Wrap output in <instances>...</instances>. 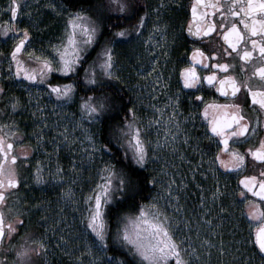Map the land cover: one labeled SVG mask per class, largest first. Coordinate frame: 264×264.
I'll use <instances>...</instances> for the list:
<instances>
[{
  "label": "snow or ice",
  "instance_id": "snow-or-ice-1",
  "mask_svg": "<svg viewBox=\"0 0 264 264\" xmlns=\"http://www.w3.org/2000/svg\"><path fill=\"white\" fill-rule=\"evenodd\" d=\"M173 3L184 9L179 35L171 33V43L182 39L185 47L175 62L169 59L171 21L161 15L175 11ZM30 7L26 0L0 2V64L7 62L8 81L0 84V264H63L49 260L56 249L71 264H211L215 249L217 264H224L232 249L212 239L220 227L212 213L220 220L230 213L226 198L242 206L248 227L244 244L264 264V0H189L187 5L95 0L91 10L67 13L58 43L38 41L34 31L42 30L32 12H25ZM44 7L57 11L53 0ZM141 50L148 54L150 71L142 65ZM161 55L165 66L171 64L167 79L158 63ZM125 56L136 84L131 71L125 75ZM149 79L146 98L136 89L148 87L141 80ZM14 86L25 89L27 103L9 94ZM161 90L167 96L163 107L151 102ZM182 97L192 109L186 115ZM49 104L59 122L49 119ZM69 105L77 110L71 115L65 111ZM25 112L31 131L18 121ZM197 120L204 131L195 137L196 147L202 160L208 156L214 183L207 192L197 185L203 211L193 242L185 235L193 224L181 215V190L187 185L170 169L177 167L175 159H185L181 142L193 138L186 122L195 128ZM201 141L208 142V151ZM65 151L73 154L67 168L61 163ZM84 171L88 191L77 199L73 185ZM49 187L59 189L54 216L49 215L53 202L44 198ZM146 188L149 198L143 195ZM28 190L41 193L35 203ZM69 207L79 213L76 230L66 222Z\"/></svg>",
  "mask_w": 264,
  "mask_h": 264
},
{
  "label": "flooded vegetation",
  "instance_id": "flooded-vegetation-1",
  "mask_svg": "<svg viewBox=\"0 0 264 264\" xmlns=\"http://www.w3.org/2000/svg\"><path fill=\"white\" fill-rule=\"evenodd\" d=\"M0 2H2V0H0ZM26 2L29 4V0H26ZM189 3V0H186L185 2H183L184 5H187ZM31 11V8L25 9V12L27 11ZM34 14V12H33ZM32 14V19H34L36 21L35 15L33 17ZM22 19L27 20L28 17H22ZM39 24V28L42 31H34V35L37 36L38 41L42 40L44 42H47L48 40L46 39V31H44L41 27H40V23L37 22ZM23 27V25H21ZM37 46H39V44H37ZM187 47H191V44L189 43L187 45ZM185 51V47L183 44V48L181 50H178L176 54H174V51L172 52V56L169 58L172 62H175L180 56L181 54ZM171 69V64H168L167 66H165V59L163 61V73H164V77L165 79H167L168 77V71ZM7 74V62H3L2 64H0V84H7L8 81L7 79H5L4 77H6ZM27 83V82H25ZM175 83V79H173V84ZM172 91H175V89L173 88ZM33 93H36V89L33 88L32 89ZM10 95H16V96H20L22 97V99L24 100L25 103H27L28 100V95L27 92L25 91V89L23 87L20 86H14L10 89ZM45 97H48L47 95H42L40 98L42 101H47V99H45ZM54 100V98H53ZM222 100V98H221ZM167 101V96L164 94V90H161L159 95H158V100L157 103L159 104V106L163 107L164 103ZM182 101L183 104L185 105V109L184 114H187V111L192 110L191 108L188 107V100L186 97H182ZM223 102V101H222ZM3 100H0V108L3 107ZM33 103H35V101H33ZM49 114V119L51 121H54V119H57V116H51L50 113ZM169 114L170 110H169ZM181 119H183V117H181ZM18 121L20 123L21 128H24L25 126H27V130L31 131V119H30V112H25L24 115L22 117H18ZM203 123V121L201 120H197L195 121V125H197V127H193V122L192 121H187L186 122V127L191 130L194 134H193V138L190 140L189 144L184 145L181 142V148L182 151L185 154V159L183 161L179 160L178 158L175 159L174 163L177 165L176 168H172L170 169L171 172H175L178 171V175L175 176L176 180L179 181L181 179L184 180V183L187 185L186 189H182L181 190V199L185 198L186 204H184L185 207H187V209L184 211V213L186 214V212L188 214H191L193 216H198L199 211L194 209V205H195V201L193 200V195L194 193H196L197 195H200L201 192H197L196 191V187H198L197 185H203L205 192H207V190L210 188L211 185V173L209 172V161H208V156H204L203 160L201 158V154L200 151L197 150V144L198 141L196 140V136H199L204 129L202 127H199V125H201ZM45 131H47L49 133V135H52L54 132H52L50 129H45ZM207 141H201L199 142V146L201 149H203L204 151H208L207 149ZM38 158H42V154L40 157ZM69 161L70 158H68V160H66V156L64 155V153L62 154V159H61V163L63 164V166L65 168L69 167ZM34 163V161H33ZM45 163L47 164V161H45ZM194 170V171H193ZM204 173V174H202ZM225 184V181L223 179H221V186L223 187ZM235 186V180H231L228 183V189L231 190V188H233ZM199 188V187H198ZM28 196L32 198V202L35 203L36 197H40L41 193L40 192H32L31 190H28ZM45 199H50L53 204H52V211L49 213L50 216H54L55 213H57L59 210L56 207V196L54 193L51 192L50 187L49 190L47 191V193L45 194ZM225 204L227 206H230V213H224L222 214L224 216L223 220H220L218 217H216L215 212L212 213V216L214 218V223L219 224L220 227H218L217 229V234L215 236H217L216 238L218 239V241L223 240L224 241V246L226 244V232H227V228L231 229L233 231V233L235 234V236L237 237L238 241L237 244H241L240 246H245L244 244V239L245 237L248 235V227H247V222L245 220L244 217L241 216V205H235L232 206L231 205V201L230 198H226L225 199ZM203 210V209H202ZM33 220H35V217L32 218ZM189 219L191 220V217L189 215ZM25 222L28 223V218L25 217ZM192 224H193V231H194V222L191 220ZM231 225H234L232 228L230 227ZM32 231H36V228L33 227L31 229ZM42 230V229H41ZM23 231V230H22ZM52 232H49L48 235L49 237H52ZM55 245V244H54ZM54 245H52L54 247ZM250 249V246H247ZM251 250V249H250ZM252 252V251H251ZM255 259L257 260V262L259 264H261V260L259 255L255 256ZM50 261H62L63 264H66V260L63 261L62 258V254L60 253L59 249H56V256L55 257H49Z\"/></svg>",
  "mask_w": 264,
  "mask_h": 264
},
{
  "label": "rangeland",
  "instance_id": "rangeland-1",
  "mask_svg": "<svg viewBox=\"0 0 264 264\" xmlns=\"http://www.w3.org/2000/svg\"><path fill=\"white\" fill-rule=\"evenodd\" d=\"M47 2V0H29V5L31 6V12L33 14V17L35 15L36 21L39 22L42 25L46 26L47 30V34H46V39L49 41L51 40L54 43H58V37H60L63 34V29H64V23L65 20L67 18V13H69L70 11L67 10V8L63 5V3L60 0H53V3H55L57 5V11L54 12L49 8L44 7V4ZM153 3H155V0H153ZM59 13V14H57ZM162 16H164V13H161ZM151 28V22L148 25V28L145 29V37L147 36L148 33V29ZM157 40H159V37H156ZM158 50H160L159 48H157V52ZM161 51V50H160ZM159 51V52H160ZM153 56L156 55V53H151ZM140 55L143 57V61H142V65L144 68H146L147 70H151V67L149 65L148 62V54L144 53L142 50L140 52ZM126 58V56H125ZM124 59V57H123ZM163 57H161L158 61L161 70L163 69ZM126 65H125V72H129V70H131V65L127 63V58L125 60ZM137 66H141V65H137ZM163 71V70H162ZM164 74V73H163ZM134 80H133V84H136V74H133ZM154 79V77L152 78ZM152 79H149L147 81L145 80H141V84L144 85H148V87H138L136 89L137 92H143L145 94V97L147 98L150 92V86L152 83ZM48 97H45V99H47ZM48 101V99H47ZM45 101V102H47ZM148 102V100L146 99V103ZM152 103H157V101H151ZM47 113L51 114L52 111V106L51 104L48 105V108L46 109ZM57 111H59V109H57ZM66 112L69 113V115H71V113L76 112V107L75 105H69L66 109ZM145 111L147 112H151V109H145ZM78 114V113H77ZM54 121L59 122V117L57 119H54ZM64 124L68 125L69 131H72L71 128V124L69 123L68 120H64L63 121ZM55 133H53L52 135H54ZM75 137H79L81 136V132L80 130H77L74 134ZM82 154L81 153L77 154L76 158H77V163H80L79 160V155ZM64 155L66 156V160H68V158L73 159V154L68 153L67 151L64 152ZM84 167L87 169L88 165L85 164ZM176 173L178 171H175ZM88 177H89V172L88 171H84L83 175L80 177V179L77 181V183L75 185H73L74 191L76 193V198L80 199L81 197V193H86L88 191ZM214 181L211 180V185L210 187L213 185ZM196 191L199 193L201 192V189L196 187L195 188ZM50 190L52 193L55 194L56 198H57V192L59 191V189L57 188L56 190H52L50 187ZM185 196L183 199H181L180 203L182 205L186 204L185 201ZM200 195H197L196 193H194L193 195V200L195 201V205H194V209L199 211V214L202 210V208L200 207ZM166 204V201L164 202ZM187 209V207H185ZM185 209V210H186ZM59 210V209H58ZM183 210L181 212V215L184 216L185 218L189 219V215L191 217V220L194 222V231L192 230L191 232H185V235H190L192 237V241L195 242L196 241V232H195V228H196V217L197 216H193L191 214H188L186 212V214L184 213ZM198 214V216H199ZM66 216H67V224L72 225L73 226V230L78 229L79 225H78V220H79V213L78 212H73L71 207H69L66 210ZM190 220V219H189ZM190 220V221H191ZM62 226V225H61ZM234 225H231L230 227L232 228ZM193 229V228H192ZM65 232L67 233L68 236L72 237V232L69 231L68 229H65ZM201 239L204 238V234H205V230L202 229L201 230ZM53 236V234H52ZM217 236L212 237V239L215 241V243L217 244V246H219L220 241H218V239L216 238ZM73 239H75V237H72ZM80 244L82 245L84 242V238L80 237ZM238 239L235 236V234L233 233V231L229 228H227V232H226V244L225 247L228 248L230 247L232 249V254L231 255H226L223 257V261L224 264H259L257 262V260L255 259V257L253 258V254L251 252V250L246 246H240L241 244H237ZM55 244V241L53 240V245ZM61 253V252H60ZM62 254V253H61ZM79 254V253H77ZM233 256L236 257V260L233 261ZM62 258L63 261L66 260V264H71V262L69 261L68 257L64 256L62 254ZM205 259H207V257H205ZM218 261V256L217 253L215 251V249H213L212 251V256H211V264H217Z\"/></svg>",
  "mask_w": 264,
  "mask_h": 264
},
{
  "label": "trees",
  "instance_id": "trees-1",
  "mask_svg": "<svg viewBox=\"0 0 264 264\" xmlns=\"http://www.w3.org/2000/svg\"><path fill=\"white\" fill-rule=\"evenodd\" d=\"M60 1L63 3V5L70 12H74L78 8H85V9L91 10L92 4L95 3V0H60ZM185 1L186 0H180V2L182 4ZM129 2L130 3H134L135 0H129ZM141 2H144V0H141ZM147 2L153 3V0H147ZM170 7L173 8V9H176V10L175 11H165L163 13H164V18L165 19H169L171 21V25H172L170 27V29H169V43H170V57H171L172 56L171 54H172L173 51H174V54H176L178 50H181L183 48V44L184 43H183L182 39H178L175 44L171 43V33L175 30L176 34L179 35V29H180L181 20L183 19L184 9L183 8H177L175 3H173ZM141 14H142V12H141ZM112 15H115V14H112ZM40 27L44 31H46V33H47L48 29H46L45 25L40 24ZM160 50H158V52ZM160 53H162V50L160 51ZM92 55L94 56L95 52H93ZM161 57H163V56L161 55ZM126 58L124 57V60H126ZM89 59H91V57H89ZM129 71H131V75L133 76V74L135 72L132 71V70H129ZM128 74H129V72H125L126 76ZM133 80H134V78L131 81L132 84H133ZM83 94H84L83 92L80 93V95H83ZM126 100H127V97H125V101ZM104 135H105V137L107 136V126H105ZM149 187H151V186H149ZM143 195H144L145 198H149V193H148V189L147 188L144 190ZM116 226H117V217H116L115 214H112V215H110V227H111V229L113 231H115ZM113 247L117 248L118 254H121L122 250H120L118 248V246L114 245Z\"/></svg>",
  "mask_w": 264,
  "mask_h": 264
}]
</instances>
